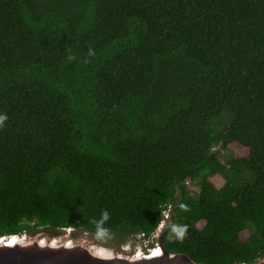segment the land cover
I'll use <instances>...</instances> for the list:
<instances>
[{"label":"trees","instance_id":"obj_1","mask_svg":"<svg viewBox=\"0 0 264 264\" xmlns=\"http://www.w3.org/2000/svg\"><path fill=\"white\" fill-rule=\"evenodd\" d=\"M0 117V236L264 258V0H0Z\"/></svg>","mask_w":264,"mask_h":264},{"label":"water","instance_id":"obj_2","mask_svg":"<svg viewBox=\"0 0 264 264\" xmlns=\"http://www.w3.org/2000/svg\"><path fill=\"white\" fill-rule=\"evenodd\" d=\"M170 222L159 223L149 251H126L98 243L89 236H75L68 228L59 233L35 230L0 236V264H204L184 253H172L163 243ZM247 264V263H234ZM253 264H264L261 258Z\"/></svg>","mask_w":264,"mask_h":264},{"label":"rangeland","instance_id":"obj_3","mask_svg":"<svg viewBox=\"0 0 264 264\" xmlns=\"http://www.w3.org/2000/svg\"><path fill=\"white\" fill-rule=\"evenodd\" d=\"M216 148H218V146H216L214 149H216ZM246 152L247 151L245 149H243L241 146L233 143V144H230L228 148L220 150V159L224 163H226L232 157V155H234V154L243 155V154H246ZM212 180L218 187L222 186L223 183L225 182L224 178L222 176H220V175H215L212 178ZM187 185H188V187L190 189L198 191V187L195 184H193L191 182H187ZM247 236H248V232L247 231H244V232L241 233V237L242 238L245 239ZM168 238L172 239V235H168ZM147 241H148L147 238L144 239V237H142V235H138V234L136 235V238H134V242H136L137 244L146 243ZM153 241H154V236H153ZM141 251H143V250H141Z\"/></svg>","mask_w":264,"mask_h":264},{"label":"clouds","instance_id":"obj_4","mask_svg":"<svg viewBox=\"0 0 264 264\" xmlns=\"http://www.w3.org/2000/svg\"><path fill=\"white\" fill-rule=\"evenodd\" d=\"M0 119H3V117H0ZM172 231L175 233L177 237H181L183 235V230H177L175 227H173Z\"/></svg>","mask_w":264,"mask_h":264}]
</instances>
